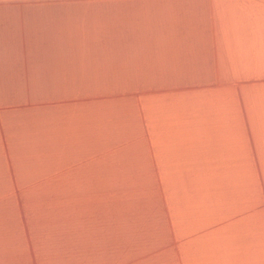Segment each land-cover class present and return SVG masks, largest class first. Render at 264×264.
<instances>
[{
    "label": "crops",
    "instance_id": "0c3cea01",
    "mask_svg": "<svg viewBox=\"0 0 264 264\" xmlns=\"http://www.w3.org/2000/svg\"><path fill=\"white\" fill-rule=\"evenodd\" d=\"M0 264H264V0H0Z\"/></svg>",
    "mask_w": 264,
    "mask_h": 264
}]
</instances>
